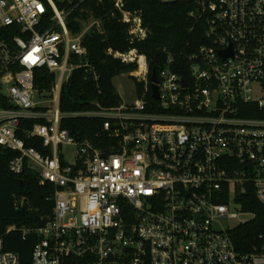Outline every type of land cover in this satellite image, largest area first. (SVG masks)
<instances>
[{
  "label": "built area",
  "instance_id": "built-area-1",
  "mask_svg": "<svg viewBox=\"0 0 264 264\" xmlns=\"http://www.w3.org/2000/svg\"><path fill=\"white\" fill-rule=\"evenodd\" d=\"M88 1L0 0V146L18 153L14 175L28 167L55 187L51 219L7 234L37 237L29 264H264V244L240 253L231 237L255 219L240 198L264 206V0H201L190 15L206 44L186 63L164 49L158 74L136 50L108 51L135 65L134 100L65 113L75 71L98 77L84 39L103 34V21L76 17L81 31L68 27ZM115 8L131 40L145 41L142 17L125 0ZM41 70L51 87L36 86ZM76 118L100 120L101 131L74 139L61 124ZM0 264H21L1 235Z\"/></svg>",
  "mask_w": 264,
  "mask_h": 264
},
{
  "label": "trees",
  "instance_id": "trees-1",
  "mask_svg": "<svg viewBox=\"0 0 264 264\" xmlns=\"http://www.w3.org/2000/svg\"><path fill=\"white\" fill-rule=\"evenodd\" d=\"M201 0H125L126 10L139 14L143 26L147 29L145 41H132L129 25L123 23V17L115 8V0H90L84 5L85 13L74 12L69 21L72 34L81 31V25L75 19L88 22L91 17L103 21L104 33L92 30L84 39V46L89 53V63L97 73V79L85 71L76 70L68 84L63 87L60 108L65 113L89 111L99 103L102 107L112 108L120 105L121 99L113 86V80L123 74L134 71L135 65H126L119 59L109 55L108 51L128 53L136 50L147 56L150 69L159 73V68L169 51L178 62L186 63L188 58L198 53L201 45L206 44L205 25L190 15L196 11ZM184 73V72H183ZM40 75L49 74L41 70L37 75L36 86L51 87L50 82L40 80ZM51 78V77H50ZM34 123L23 121L21 127L32 129ZM100 120L66 119L61 126L68 129L76 140L92 138L101 131ZM24 138L28 147L39 152L50 154L42 142ZM18 157V153L5 150L0 146V235L3 237L5 251L15 252L21 258V264H29L36 236L23 239L19 231L7 234L8 227L38 228L53 217L55 192L53 184L41 185L36 172L26 168L20 176L10 171V161ZM24 199L25 204L20 206ZM241 209L255 215L251 222L240 225L231 235L232 242L241 253H252L264 244V206L256 200L254 194L240 198Z\"/></svg>",
  "mask_w": 264,
  "mask_h": 264
},
{
  "label": "rangeland",
  "instance_id": "rangeland-1",
  "mask_svg": "<svg viewBox=\"0 0 264 264\" xmlns=\"http://www.w3.org/2000/svg\"><path fill=\"white\" fill-rule=\"evenodd\" d=\"M113 86L116 89L121 101L130 104L135 98V88L133 80L128 74H123L113 80Z\"/></svg>",
  "mask_w": 264,
  "mask_h": 264
},
{
  "label": "water",
  "instance_id": "water-1",
  "mask_svg": "<svg viewBox=\"0 0 264 264\" xmlns=\"http://www.w3.org/2000/svg\"><path fill=\"white\" fill-rule=\"evenodd\" d=\"M226 57H227V55H224V58H226ZM151 80H152L153 83H156V75H155V74H153ZM152 87H153V89H154V97H155L156 99H159V96H158V93H157V87H156L155 85H153Z\"/></svg>",
  "mask_w": 264,
  "mask_h": 264
}]
</instances>
